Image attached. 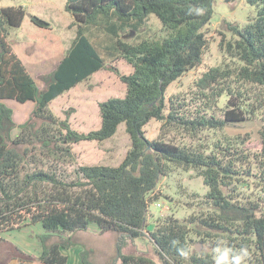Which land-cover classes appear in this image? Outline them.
<instances>
[{"label": "trees", "instance_id": "trees-1", "mask_svg": "<svg viewBox=\"0 0 264 264\" xmlns=\"http://www.w3.org/2000/svg\"><path fill=\"white\" fill-rule=\"evenodd\" d=\"M247 2L256 6V17L244 25L227 22V32L232 35L228 38L221 31L219 41L220 49L238 63L236 75L245 84L244 91L222 87L227 68L212 66L197 81L200 93L196 97L203 105L185 111L180 98H169L166 92L173 82L202 64L209 48L205 27L213 16L214 0H67L77 35L56 68L40 75L43 85L8 41L10 27L23 24L26 9L0 6V232L29 218L42 223L50 235L60 236L48 243L44 235L40 256L20 252L18 264H69L62 248L76 245L75 232L88 230L92 224L101 234L118 233L117 255L109 264H159L147 255L123 249L127 240L147 235L149 204L159 198L155 192L159 181L171 175L173 167L194 169L203 177L208 191L202 203L207 210L183 220L173 214L158 217L148 237L158 249L160 264H214L215 255L193 248V235L205 242L212 237L209 228L216 230L214 237L221 231L227 235L226 247L237 252L247 249L250 255L244 264H264V127L261 154L254 159L256 170H252L251 158L232 144L216 145L211 152L194 151L164 138L150 140L145 132L152 119L162 121V127H179L195 135L204 128L223 129L246 121L261 109L264 119V0ZM151 15L161 21L166 31L163 37L137 42L125 38L124 33L140 32ZM118 58L132 65L131 74H122L108 64ZM101 69L121 78L126 95L102 101L100 127L79 132L68 119L60 120L49 104ZM248 85L252 86V109ZM224 93L229 95L227 108L223 116H216L212 107ZM6 99L36 102L15 138L12 131L17 123ZM38 121L42 122L38 125ZM121 122L126 123L132 144L118 166L81 165L71 180L57 170L31 169L29 155L35 150L73 161L72 145L103 141L116 133ZM244 173L258 179L259 199L241 197L235 179ZM180 247H191L188 258L179 255ZM88 253L82 251V261L93 264Z\"/></svg>", "mask_w": 264, "mask_h": 264}, {"label": "rangeland", "instance_id": "rangeland-1", "mask_svg": "<svg viewBox=\"0 0 264 264\" xmlns=\"http://www.w3.org/2000/svg\"><path fill=\"white\" fill-rule=\"evenodd\" d=\"M67 0H0V6H23L26 11L25 21L20 27H10L8 41L13 49L20 55L29 68L34 79L43 85L40 75L49 72L57 65L70 48L72 41L77 35V25L74 24V16L66 9ZM257 15L256 6L250 5L247 0H214V13L209 24L205 27L209 35V48L206 50L202 64L188 71L179 80L173 82L167 92V97L176 96L180 98L184 111L189 107L194 110L203 105L202 99L197 98V81L212 66L221 65L227 68V79L222 87L231 86L233 90L245 89V84L236 75V61L220 49V32H227V22L244 25L254 19ZM41 18L49 23V26L38 24L34 18ZM96 33H100L94 29ZM166 31L161 21L151 15L145 27L140 32L124 33L125 38L137 42L144 38H159L165 35ZM103 34V32H102ZM231 33L227 32L228 38ZM104 36V34H103ZM110 65L118 67L122 74H131L133 67L125 59L118 58ZM247 90L250 96L248 102L252 109L254 100L253 94ZM200 93V92H199ZM126 95V85L121 78L108 69H101L92 74L88 79L78 83L68 91L53 99L49 106L60 120H67L73 129L79 132H89L100 127L101 114L100 103L110 97H124ZM242 95L245 96V93ZM229 95L224 93L212 107V113L216 116H223L227 108ZM6 103L13 109L17 117L24 114V109L31 107V103H20L16 100L7 99ZM198 105V106H197ZM17 127L12 131L15 138L20 133V121L14 116ZM25 120V119H24ZM23 120V121H24ZM28 120V119H27ZM26 120V121H27ZM25 122V121H24ZM23 122V123H24ZM42 121H38V125ZM162 121L152 119L146 126L145 132L150 140L164 138L178 144L187 146L194 151L211 152L215 150L216 145L230 146L240 150L243 155L247 154L252 160V170H256L254 159L262 150L261 130L264 127L263 111L257 110L256 115L248 120L234 122L223 129L204 128L195 134L179 127H162ZM132 144L131 137L126 130V123L121 122L116 133L103 141H82L74 144V160L70 158L56 159L55 157L44 156L37 149L29 155L31 169L40 168L45 171H56L69 175V180L76 176V169L81 165H111L118 166L126 157ZM20 150L23 145L18 146ZM67 160V161H64ZM30 170V167H29ZM235 181L241 193V197L248 200H257L260 198L258 179L244 173L237 175ZM208 187L204 184V179L194 169H184L173 167V172L167 177H162L156 188L159 198L149 204L147 219L146 236L143 238L129 239L123 252L147 255L157 263H161L160 255L155 243L148 237V231L156 226L158 217L173 214L183 220L190 214H200L207 207L202 203ZM161 204V206H159ZM1 207V202H0ZM264 210V206H263ZM24 214V213H23ZM234 226L233 228H235ZM212 237L202 242L199 237L193 235V248L199 253L205 252L216 255L218 247H224L229 243L223 231L218 237H214L216 230L208 229ZM69 236V233H62ZM47 235V242L52 243L60 240L58 234L50 235L47 233L42 223H33L26 218L20 225L14 229L0 232L1 242L16 244L20 250L27 249L28 254L39 257L34 247H42V237ZM76 245L70 248H62L69 255L81 258L82 251L88 250V259L93 264H109L117 255L118 233L106 232L99 233L96 224H92L88 230L77 231L74 234ZM237 236V235H236ZM223 241V242H222ZM220 243V244H219ZM199 247L200 249H198ZM31 249H33V252ZM43 250V247H42ZM25 253V252H24ZM27 254V253H26ZM66 254V253H65ZM67 255V254H66ZM1 257V256H0ZM4 261L3 263H5ZM0 260V264H3Z\"/></svg>", "mask_w": 264, "mask_h": 264}, {"label": "crops", "instance_id": "crops-1", "mask_svg": "<svg viewBox=\"0 0 264 264\" xmlns=\"http://www.w3.org/2000/svg\"><path fill=\"white\" fill-rule=\"evenodd\" d=\"M24 21H25V19H24ZM23 21V22H24ZM50 27V26H49ZM14 51H15V49H14ZM17 51V50H16ZM15 51V52H16ZM68 51V50H67ZM66 51V52H67ZM18 52V51H17ZM16 52V53H17ZM19 53V52H18ZM17 53V54H18ZM19 55V54H18ZM20 56V55H19ZM65 57V56H64ZM63 57V58H64ZM21 58V57H20ZM62 58V59H63ZM22 59V58H21ZM62 59H60L58 62H57V65L59 64V62L62 60ZM23 60V59H22ZM25 63V62H24ZM57 65H55L54 66V68L52 69V70H54L55 68H56V66ZM27 66V65H26ZM28 68V67H27ZM29 69V68H28ZM52 70H50L49 72H51ZM30 71V70H29ZM49 72H45V73H49ZM44 73V74H45ZM95 74V73H94ZM7 100V99H6ZM6 100H4L5 102H6ZM10 100H13V99H10ZM30 102H34V101H32V100H29V101H27V102H25V103H28V104H30ZM32 105H31V107H29V108H27V110H25L24 109V114H22V115H20V117H17V114L15 115L14 114V116H15V118L16 119H19V121H20V124H22L24 121H26L27 119H29V117L31 116V114H32V112H33V110H34V108H35V106H36V102H34V103H31ZM25 119V120H24ZM24 120V121H23ZM98 229V228H97ZM16 244H13V243H11V242H9V243H4V244H2V242L0 241V260H1V262L3 263L4 261H6L5 263H3V264H18V262H19V259H18V257H16L18 254H19V252H18V250H19V247L17 248V246H15ZM35 249H36V253L37 252H39L38 254H40L41 252H42V247L41 248H39L38 246H36V247H34ZM32 251H30V252H33V249H31ZM22 251H24V252H26V253H28V251L29 250H27V249H24V250H22ZM62 251H63V253H66L68 256H69V264H84L83 263V261L81 260V258H79V259H76V255L75 256H72V255H69L66 251H64V249H62ZM78 258V257H77Z\"/></svg>", "mask_w": 264, "mask_h": 264}, {"label": "clouds", "instance_id": "clouds-1", "mask_svg": "<svg viewBox=\"0 0 264 264\" xmlns=\"http://www.w3.org/2000/svg\"><path fill=\"white\" fill-rule=\"evenodd\" d=\"M200 11L201 10L197 9V14H199ZM178 252L181 257L188 258L191 253V247H180ZM249 255V252L245 248H242L237 252L226 246L218 247L214 264H244V261L249 257Z\"/></svg>", "mask_w": 264, "mask_h": 264}, {"label": "water", "instance_id": "water-1", "mask_svg": "<svg viewBox=\"0 0 264 264\" xmlns=\"http://www.w3.org/2000/svg\"><path fill=\"white\" fill-rule=\"evenodd\" d=\"M34 20H35L38 24L45 25V26H48V25H49L47 22H45V21L42 20L41 18H37V17H35ZM197 248L200 249L199 247H197Z\"/></svg>", "mask_w": 264, "mask_h": 264}, {"label": "built area", "instance_id": "built-area-1", "mask_svg": "<svg viewBox=\"0 0 264 264\" xmlns=\"http://www.w3.org/2000/svg\"><path fill=\"white\" fill-rule=\"evenodd\" d=\"M159 206H161V204H159Z\"/></svg>", "mask_w": 264, "mask_h": 264}]
</instances>
